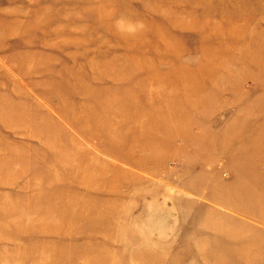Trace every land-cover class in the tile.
Returning a JSON list of instances; mask_svg holds the SVG:
<instances>
[{
	"label": "rangeland",
	"instance_id": "1",
	"mask_svg": "<svg viewBox=\"0 0 264 264\" xmlns=\"http://www.w3.org/2000/svg\"><path fill=\"white\" fill-rule=\"evenodd\" d=\"M0 264H264V0H0Z\"/></svg>",
	"mask_w": 264,
	"mask_h": 264
}]
</instances>
